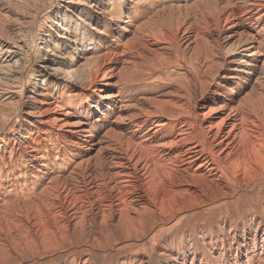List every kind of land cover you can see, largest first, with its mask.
Masks as SVG:
<instances>
[{"label": "bare ground", "instance_id": "bare-ground-1", "mask_svg": "<svg viewBox=\"0 0 264 264\" xmlns=\"http://www.w3.org/2000/svg\"><path fill=\"white\" fill-rule=\"evenodd\" d=\"M0 264H264V0H0Z\"/></svg>", "mask_w": 264, "mask_h": 264}]
</instances>
